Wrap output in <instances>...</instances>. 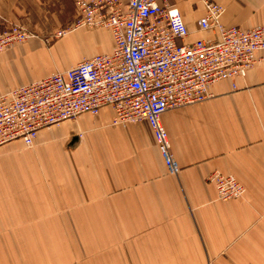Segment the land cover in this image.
<instances>
[{
    "label": "crops",
    "instance_id": "obj_1",
    "mask_svg": "<svg viewBox=\"0 0 264 264\" xmlns=\"http://www.w3.org/2000/svg\"><path fill=\"white\" fill-rule=\"evenodd\" d=\"M211 1L224 8L227 27L264 24V0ZM171 3L190 30L188 43L217 39L198 30L204 0ZM72 7V0H0V29L21 25L32 35L0 52V96L111 53V34L106 44L85 28L49 43L53 27L71 23ZM212 92L206 102L161 117L180 168L175 176L150 125L114 126L111 108L39 131V148L47 142L39 149L48 156L40 161L47 196L35 202L43 172L17 159L14 176L0 175V215L47 216V230L57 237L63 232V251L17 263L264 264V63L244 78L213 85ZM216 171L240 181L244 198L221 201L207 180ZM11 193L18 213L5 207Z\"/></svg>",
    "mask_w": 264,
    "mask_h": 264
},
{
    "label": "built area",
    "instance_id": "obj_2",
    "mask_svg": "<svg viewBox=\"0 0 264 264\" xmlns=\"http://www.w3.org/2000/svg\"><path fill=\"white\" fill-rule=\"evenodd\" d=\"M74 2L73 29H107L113 39L111 53L0 96V147L19 140L32 147L43 129L85 115L96 117L111 108L114 125H150L169 172L177 175L180 168L171 156L162 115L206 102L213 96V85L244 78L262 65L264 24L227 27L222 23L224 9L204 0L206 14L198 30L216 33L217 39L188 43L190 30L169 0ZM31 36L20 27L0 33V52ZM212 180L221 200L242 196V187L230 177L214 175Z\"/></svg>",
    "mask_w": 264,
    "mask_h": 264
},
{
    "label": "rangeland",
    "instance_id": "obj_3",
    "mask_svg": "<svg viewBox=\"0 0 264 264\" xmlns=\"http://www.w3.org/2000/svg\"><path fill=\"white\" fill-rule=\"evenodd\" d=\"M169 1L171 3V0H169ZM72 4H73L72 8H74V13L72 16L71 23L68 25H65V26L58 24L55 27H53L52 32L50 33L52 35V39L48 40L49 43H53L54 40L59 39V38H56V36H55L59 31H66L67 33H69L71 31L76 30V29H73V25H74L76 17H77V7H76L74 0H72ZM172 5H174V4H172ZM13 27H20V28L24 29L25 31H27L28 33L31 34V32L28 31L25 27H23L21 25H12L9 23H8L7 27L4 26L2 30L0 29V33L7 32L8 30H10ZM254 28H256V27H254ZM79 29H81V28H79ZM249 29H253V28H249ZM84 30L89 31V32H99L101 34L100 40L102 43L107 44L110 41L111 36H110V32L107 29L85 28ZM84 60L85 59L81 60L80 62H82ZM113 120L114 119H112V125H114ZM75 121H71V122H75ZM61 125L54 126V127L47 128V129L59 128V127H61ZM114 126H120V125H114ZM153 134H154V132H153ZM154 137H155V134H154ZM79 139H80V137H79ZM155 141L159 147V144L157 142L156 137H155ZM168 141H169V138H168ZM40 144H41V148H42V147L47 145V142L40 143ZM169 145H170V143H169ZM41 148H39V143L37 144L36 141L32 147H28L21 140L14 141V142L8 143V144L0 147V175H5L8 177L14 176L16 171H17V167H16L17 162H18L17 159H20L21 161L23 160L29 164L30 163L31 164L36 163V165L39 166L38 169H40V171L43 172V173H41V179L43 181V185L40 187L43 189L38 190L39 189L38 188L34 192L36 203L40 202L41 201L40 199L42 197L45 198L47 196V187H48V183H49L48 179H47L48 176L44 173L45 168H42V166H41V165H43V163L40 162L43 160H47L48 156L45 153L39 152V149H41ZM159 150H160V147H159ZM160 152H161V150H160ZM162 157H163V155H162ZM163 159H164V157H163ZM164 162H165V160H164ZM165 164H166V162H165ZM168 173L170 175H172L169 172V170H168ZM214 175H221V173L216 171V172L212 173L208 177L207 180L209 183L213 184L217 189L216 182L214 180H212V177ZM222 175H224V174H222ZM173 176H175V175H173ZM224 176H226V175H224ZM227 177H230L231 179L235 180L242 187V196L239 197V199H233L231 201L243 199L245 196V193H246L245 186L240 181L235 179L234 177H231V176H227ZM38 178H40V177H38ZM217 191H218V189H217ZM218 195H219V191H218ZM8 196L10 198V202L7 205H5V207L9 208L8 210H13L14 212L18 213L19 210L17 208L18 205H17L16 199L15 200L13 199L12 193L9 194ZM219 199H220V196H219ZM221 201H223V200H221ZM226 202H228V201H226ZM0 218L5 219L7 222V224L4 225V220H3L2 224L0 225V264H21V263H17L20 261L18 259L19 257H24V259H25L26 256H32L35 254L47 255L48 252H52V253H56V254H62V251H63V248L61 246L62 245V239L59 240L58 238L61 237L63 232H61V234H59V237H57L54 233L49 232L47 230L46 222L42 221V220L46 221V218H48L47 216L40 215V216H34V217H26V216L21 217V215H20V217L19 216L17 217V215H15V214H12V215L7 214V215H5V217L3 215H0ZM17 218H18V222H16ZM22 219H23V221H21ZM37 219L41 220V222L38 223ZM52 236H53V238H52ZM53 239H55V240H53ZM54 243H56V246L52 247L51 245H54ZM210 263H212V262H210Z\"/></svg>",
    "mask_w": 264,
    "mask_h": 264
}]
</instances>
